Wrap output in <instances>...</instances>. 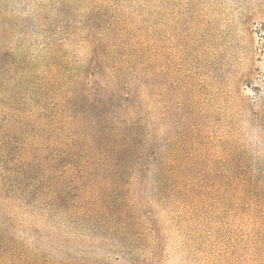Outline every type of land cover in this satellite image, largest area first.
Returning <instances> with one entry per match:
<instances>
[{
	"label": "trees",
	"instance_id": "trees-1",
	"mask_svg": "<svg viewBox=\"0 0 264 264\" xmlns=\"http://www.w3.org/2000/svg\"><path fill=\"white\" fill-rule=\"evenodd\" d=\"M90 2L81 21L73 8L84 53L73 68L4 48L0 35V263L73 247L127 261V249L176 229L186 244L264 264V138L249 147L239 132L244 120L264 132V99L239 96L219 136L159 118L151 1L134 19L117 0Z\"/></svg>",
	"mask_w": 264,
	"mask_h": 264
},
{
	"label": "rangeland",
	"instance_id": "rangeland-1",
	"mask_svg": "<svg viewBox=\"0 0 264 264\" xmlns=\"http://www.w3.org/2000/svg\"><path fill=\"white\" fill-rule=\"evenodd\" d=\"M117 1L124 16H140L135 13L142 0ZM150 1V27L145 32L153 45L154 107L159 118L172 124L198 123L208 136L214 131L213 136L222 134L228 121L231 132L235 116L227 109L232 110L237 98L251 106L264 99V0ZM90 4V0L79 6L73 0H0L4 48L20 50L30 58L58 56L63 67L73 68V59L84 54L73 45V15L77 12L76 20L81 21ZM239 132L249 147L264 138V132L245 120ZM179 235L168 229L159 245L149 241L129 248L127 261L106 250L73 247L44 252L53 260L37 264H252L244 252L204 241L186 244ZM68 255L73 261L58 260Z\"/></svg>",
	"mask_w": 264,
	"mask_h": 264
}]
</instances>
